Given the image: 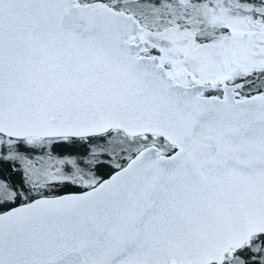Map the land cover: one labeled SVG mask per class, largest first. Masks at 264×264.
<instances>
[{"label": "snow or ice", "instance_id": "obj_1", "mask_svg": "<svg viewBox=\"0 0 264 264\" xmlns=\"http://www.w3.org/2000/svg\"><path fill=\"white\" fill-rule=\"evenodd\" d=\"M0 264H264V0H0Z\"/></svg>", "mask_w": 264, "mask_h": 264}]
</instances>
